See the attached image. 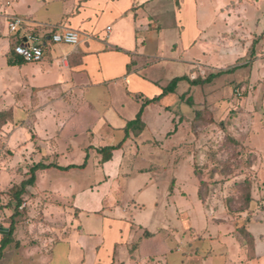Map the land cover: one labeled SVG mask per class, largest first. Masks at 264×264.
Segmentation results:
<instances>
[{
	"label": "crops",
	"instance_id": "crops-1",
	"mask_svg": "<svg viewBox=\"0 0 264 264\" xmlns=\"http://www.w3.org/2000/svg\"><path fill=\"white\" fill-rule=\"evenodd\" d=\"M10 1L3 10L28 21L12 34L9 19L0 15V68L5 66L0 70V124L14 125V148L24 145L14 163L19 166L24 153L29 155L25 175L36 163L54 164L36 171L27 192L33 198L36 190L40 200L44 191L45 211L61 221L43 244L29 248L30 255H41L39 264H264V220L249 216L241 223L244 218L235 220L225 209L199 206L200 181L189 166L193 157L180 151L188 158L189 171L183 172L180 152L165 155L160 146L175 139L181 124L190 133L189 123L177 119L190 121L199 109L179 105L200 98L201 90L191 83L197 73L226 68L230 54L243 55L246 36L255 42L256 35L245 34L239 23L246 10L240 5L254 0ZM64 28L80 32L78 44L51 41V34ZM234 30L243 37L237 44L229 37ZM30 33L36 42H45L39 62H25L14 53ZM181 63L184 71L177 76ZM182 76L189 79L175 92L145 107L143 127H128L145 100ZM134 149L136 156L142 149L147 154L134 159ZM91 164L100 170L87 183L83 173ZM154 165L159 173L149 171ZM3 173L9 182L19 176ZM51 174L69 177L55 183ZM40 176L48 185L38 186ZM172 180L173 191H163ZM4 182L2 188L12 185ZM55 197L73 198L75 209L66 210L50 199ZM240 227L252 237L251 245ZM16 244L2 257L25 248Z\"/></svg>",
	"mask_w": 264,
	"mask_h": 264
},
{
	"label": "rangeland",
	"instance_id": "rangeland-1",
	"mask_svg": "<svg viewBox=\"0 0 264 264\" xmlns=\"http://www.w3.org/2000/svg\"><path fill=\"white\" fill-rule=\"evenodd\" d=\"M254 2L256 3L257 0ZM254 2L245 1L240 5V7L244 6L246 10L239 17V23L243 24L242 28L245 29V34L251 31L256 35L255 42L252 43V38L249 36H246V39L242 41L240 30L229 32V37L235 39L236 44L237 39L244 43L243 55L240 53L230 54L224 69H214L213 71L206 69V71H202L203 73L201 71L197 73V77L201 79L212 74L215 77L205 83H192L191 81L201 90L198 93L200 98L196 97V104H193V96L189 101L185 100L179 104L184 107L185 104H188L189 109L183 108L187 111L194 112L196 106L199 108L194 114L195 116L193 114L189 116L190 121L188 119L186 122L181 117L177 119V122L189 123L187 129H190V133H187L181 124L178 132H175V139L169 137L160 144L165 147V155L182 151L189 152L193 157V165L190 162L189 166L195 169L191 173H195L200 181V198L198 199L200 201L196 202L199 206L203 202L209 210L211 207L217 210L225 209L235 220L244 218L238 221L241 223L249 220V216L256 217L260 221L264 220V213L260 211L264 208V0H258L255 5ZM216 61L223 62L221 59ZM184 65L181 63L175 69L177 76L184 71ZM2 68L4 69L5 66ZM188 79L187 77L179 81L177 87L182 81ZM147 100L141 107L143 113L147 105L157 102H148ZM134 125L143 127L144 123H135ZM134 125H128V127ZM13 129L14 125L7 124L2 127L0 124V162L2 161L0 163V233L3 236L14 222V242L20 244L22 242L25 248L8 252L0 258V264H39L41 255L31 256L29 248L43 244L42 238L56 232L57 228L55 227L61 221L58 219L56 223L54 220L56 214L45 211L49 207V202L44 191H42L44 195L39 200V192L34 190L33 198H31L26 190L21 198V206L16 210L18 199L15 197L14 191L19 188L24 178L29 177V173L24 174L27 167L24 162L29 160V155L24 153L26 158L21 159L19 166L14 163L18 157V147L21 148L24 145L19 142L16 148L13 147L11 143ZM31 135H33V130H31ZM187 141L189 143L181 147L183 144L181 142ZM38 147L37 145V149ZM146 150L142 149L141 153L136 156V149H134L132 151L134 159H141V154H147ZM107 151L110 154V159L111 151ZM156 151L153 149V151L150 150V153ZM158 151L162 152V149ZM105 157L107 158V153L103 155L102 159ZM48 159L50 158H46L44 161ZM178 160L181 162L182 171H189L188 158L181 152ZM6 162L8 164H5ZM13 164H15L14 168H12ZM142 166L143 164L141 166L132 165V168L141 169ZM98 170L100 169L97 166L91 164L84 171L82 179L90 183L98 178V176H95L94 179L91 178L93 173ZM4 171H12L18 173L19 176L15 175V178L18 176L14 179L15 181L9 182L11 177L6 176ZM149 171L159 173L160 168L158 165H154L153 169L149 168ZM51 176L50 178H53L55 183L69 177L64 174ZM2 180L12 183V185L2 188V185L5 186V182L3 183ZM169 183L171 187H166L164 183L162 188L168 193L173 191L176 181L172 180ZM45 185H48V181L44 180V176H40L38 186L44 187ZM194 185L195 191L196 184ZM186 194L182 192L181 195L188 197ZM35 198L38 201H35ZM190 198L192 199V197ZM50 199L62 202L66 210L71 207L75 209L73 198L55 197ZM30 200H33V204L30 203ZM56 206L60 207L57 204ZM15 211L18 213L13 216ZM240 231L244 233L247 243L251 245L252 237L246 235L245 228L240 227ZM19 247L20 245H16V248Z\"/></svg>",
	"mask_w": 264,
	"mask_h": 264
},
{
	"label": "built area",
	"instance_id": "built-area-1",
	"mask_svg": "<svg viewBox=\"0 0 264 264\" xmlns=\"http://www.w3.org/2000/svg\"><path fill=\"white\" fill-rule=\"evenodd\" d=\"M12 5L10 0H0V15H5L9 19V30L12 34L17 33L27 23V19L5 12L4 7ZM54 43H64L76 45L80 41V32L75 29L64 28L56 30L50 36ZM33 34H26L24 39L14 46V53L17 57L28 63L41 61L45 56V42H36Z\"/></svg>",
	"mask_w": 264,
	"mask_h": 264
},
{
	"label": "trees",
	"instance_id": "trees-1",
	"mask_svg": "<svg viewBox=\"0 0 264 264\" xmlns=\"http://www.w3.org/2000/svg\"><path fill=\"white\" fill-rule=\"evenodd\" d=\"M214 74L208 76L207 78H198L192 81V83H205L207 81H211L214 78ZM187 78V76H182V77H176L174 78L170 84L163 88V92L161 95L154 97L153 99H149L147 100L148 102H155V101H159L165 94L171 93V92H175L177 84L179 81H181L182 79ZM142 114H143V108L139 111L136 120L130 122L128 125H134L135 123H141L142 122ZM54 166V164H45V163H36L34 164L30 170H29V177L25 180H23L19 186V188H17L14 191V195L15 197L18 199V204L16 207V210L21 206V198L22 196L25 194L27 187L30 185L35 184L36 181V171L39 169H46V168H50ZM57 166V165H55ZM59 168H69L71 166H67V167H62V166H57ZM75 167V166H73ZM79 167H84V165H81ZM18 212L15 211L14 215H17ZM14 232H15V223L12 222L11 226L9 227L8 231L3 235L2 240L0 242V258H2L5 250L14 242ZM246 235L249 236V234L247 232H245ZM18 246V242L16 244Z\"/></svg>",
	"mask_w": 264,
	"mask_h": 264
}]
</instances>
